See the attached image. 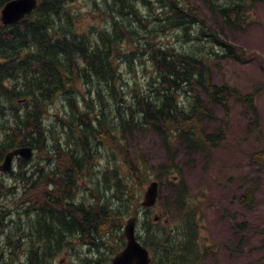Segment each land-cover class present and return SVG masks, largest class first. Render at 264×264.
<instances>
[{"label":"trees","instance_id":"trees-1","mask_svg":"<svg viewBox=\"0 0 264 264\" xmlns=\"http://www.w3.org/2000/svg\"><path fill=\"white\" fill-rule=\"evenodd\" d=\"M7 1L0 0V8ZM76 1L38 0L18 22H0V159L30 146L44 151L50 166L29 171L20 159L19 170L10 172L20 188L0 183V264L15 261L12 255L20 252L28 260L24 264H37L43 261L37 243L46 239L41 250L47 251L67 232L121 231L126 215L138 212L135 192L148 179L147 170L124 150L125 135L134 129L149 126L165 140L215 146L222 137L201 128L211 117L203 96L219 106L231 97L257 112L253 93L240 95L213 82L215 58L239 59V48L220 38L185 1L84 0L96 19L83 28ZM211 5L224 22L235 23L246 4ZM170 32L177 40L164 41ZM57 101L64 106L55 114L62 132L49 146L54 130L47 128L45 113ZM102 139L115 144L125 164L109 155L108 167L100 162L97 168L93 157L100 155ZM256 153L263 161L264 152ZM88 172L90 179L84 178ZM85 179L88 184L81 186ZM179 190L178 224L164 230L166 223L154 225L152 216L142 215L139 238L152 264H201L208 249L199 245L198 207L181 183ZM252 194V188L243 193L247 203ZM8 197H16L11 205L5 203Z\"/></svg>","mask_w":264,"mask_h":264},{"label":"rangeland","instance_id":"rangeland-1","mask_svg":"<svg viewBox=\"0 0 264 264\" xmlns=\"http://www.w3.org/2000/svg\"><path fill=\"white\" fill-rule=\"evenodd\" d=\"M183 1L220 38L239 48V59L215 58L211 66L212 79L218 85L227 84L237 89L240 95L253 93L257 112L231 97L226 105L219 106L203 96L204 106L211 117L202 120L201 128L222 137L220 144L215 146L189 145L178 137L165 140L149 126L138 127L126 134L123 145L128 158L148 173L147 182L135 194L139 201L142 200L149 182L158 179L160 197L151 214L158 215L159 222L153 220V223L161 226L166 219L173 227L180 222L181 211L176 200L180 194L179 184H183L192 204L198 207L199 245L205 251L208 248L201 264H264V160L256 153L264 152V0H245L241 20L235 23L221 19L211 5L215 0ZM73 6L80 14L82 12L79 18L81 28L89 22L95 23L96 18L90 16L84 0L76 1ZM173 35L170 32L164 41L177 40ZM63 108V104L57 101L45 113L47 128L54 130L49 135V146L53 140L60 139L62 127L55 114H62ZM99 146L100 155L93 157L97 168H100V162L105 166L110 164L107 161L109 155L118 159L119 165L125 164L123 154L114 143L102 139ZM43 152L35 151L24 167L32 168L38 164L46 169L44 163L49 156ZM91 175L92 172H88L84 178L90 179ZM0 177L16 185L12 176ZM86 179L81 186L88 184ZM251 188L252 201L247 203L243 193ZM14 198L8 197L5 203L11 205ZM168 225L166 223L162 229L167 230Z\"/></svg>","mask_w":264,"mask_h":264},{"label":"water","instance_id":"water-1","mask_svg":"<svg viewBox=\"0 0 264 264\" xmlns=\"http://www.w3.org/2000/svg\"><path fill=\"white\" fill-rule=\"evenodd\" d=\"M37 0H9L1 9V20L4 24L17 22L26 13L36 7ZM30 147H20L6 153L0 163V171H7L11 166L14 156L29 158L31 156ZM157 181H152L144 193L142 205L151 206L155 203L157 196ZM135 218H129L124 226V236L126 237L125 247L112 259L113 264H148L149 257L145 247H143L134 236Z\"/></svg>","mask_w":264,"mask_h":264},{"label":"flooded vegetation","instance_id":"flooded-vegetation-1","mask_svg":"<svg viewBox=\"0 0 264 264\" xmlns=\"http://www.w3.org/2000/svg\"><path fill=\"white\" fill-rule=\"evenodd\" d=\"M93 236L91 239L90 232H67L50 242L47 251L41 250L47 240H41L37 243L36 250L37 258L43 261L37 264H106L107 253L103 251L111 238L101 237L100 232H93ZM115 241L120 242L118 238Z\"/></svg>","mask_w":264,"mask_h":264},{"label":"bare ground","instance_id":"bare-ground-1","mask_svg":"<svg viewBox=\"0 0 264 264\" xmlns=\"http://www.w3.org/2000/svg\"><path fill=\"white\" fill-rule=\"evenodd\" d=\"M138 2V1H137ZM140 4V3H139ZM138 6V5H137ZM109 12V11H108ZM57 21V20H56ZM136 26V25H135ZM9 55V54H8ZM87 66V65H86ZM19 90V89H18ZM24 90V89H23ZM30 91V90H29ZM97 94V93H96ZM154 94V93H153ZM94 96V95H93ZM112 97V96H111ZM131 97V96H130ZM93 99V98H92ZM66 107V106H65ZM128 107V106H127ZM94 121V120H93ZM109 122V121H108ZM96 123V122H95ZM97 126V125H96ZM52 130V129H51ZM105 130V129H104ZM44 134V133H43ZM97 146V145H96ZM56 149V148H55ZM1 152H2V150H1ZM32 162V161H31ZM56 162H57V160H56ZM40 166V165H39ZM108 167V166H107ZM83 169V168H82ZM38 176V175H37ZM69 178V177H68ZM39 181H41V180H39ZM70 182V181H69ZM31 183H32V181H31ZM35 184V183H34ZM38 184V183H37ZM29 188V187H28ZM35 189H36V187H34ZM31 189V188H30ZM42 189V188H41ZM30 190H28L27 192H29ZM26 192V193H27ZM36 193V192H35ZM42 193V192H41ZM9 196V195H8ZM26 196H27V194H26ZM35 196V195H34ZM41 196V195H40ZM21 196H19V198H20ZM23 197V196H22ZM21 197V198H22ZM36 197V196H35ZM75 219V218H74ZM7 220V219H6ZM189 224V223H188ZM10 228V227H9ZM19 230V229H18ZM29 231V230H28ZM94 232V231H93ZM32 237V236H31ZM185 239V238H184ZM91 249V248H90ZM193 250V249H192ZM6 251V250H5ZM107 253V252H106ZM177 260V259H176ZM184 264V263H183Z\"/></svg>","mask_w":264,"mask_h":264}]
</instances>
